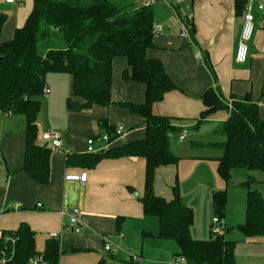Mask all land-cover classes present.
Listing matches in <instances>:
<instances>
[{"label": "crops", "instance_id": "1", "mask_svg": "<svg viewBox=\"0 0 264 264\" xmlns=\"http://www.w3.org/2000/svg\"><path fill=\"white\" fill-rule=\"evenodd\" d=\"M257 2L253 0L255 27L243 63L234 59L244 10L236 11L235 0H179L174 6L154 4L167 20H154L162 26V32L153 35L154 46L147 50V55L163 62L176 88L154 102L151 111L168 117L181 131L172 134L170 139V149L178 159L155 169L153 190L156 195L170 200L173 187L178 188L182 200L194 213L190 227L194 239L209 237L212 193L223 188L216 174L222 151L204 144L225 139L216 128L229 116L228 110L220 109L196 124L205 109L202 94L214 87L224 101L248 94L258 105L259 115L264 120V9L258 10ZM32 6L33 0H0V14L6 18L2 40L12 38ZM189 13V22L194 28L192 38L181 34L182 21ZM197 51L201 53V60L196 58ZM126 67L124 57L113 60V104L93 105L79 111L66 106L70 76L67 73L46 75L48 92L40 96L36 143L47 145L41 135L58 132L68 152L51 151L49 179L44 184L35 182L22 170L25 117L0 111V229L15 230L26 223L34 232L37 251H44L48 241H56L57 264H124L127 253L138 256L137 264H187L185 260H174L179 257L176 242L158 237L157 217L143 211L140 199L144 194L145 158L112 152L93 164L88 163L90 154L86 152V139L106 132L100 120L105 119L115 129L118 126L124 129L112 139L109 148L144 137L143 118L119 104L144 102V84L122 78V70ZM209 149L219 152L211 153ZM80 172L87 174L84 184L65 179L67 174ZM260 182L263 188L264 179ZM190 183L195 185L191 190ZM246 194L243 191L231 205V197L226 199V224L245 221ZM73 206L81 213L82 225L77 233L63 226ZM52 233L57 237L51 238ZM224 236L236 242L235 264H264V234L246 237L231 230ZM104 239L111 242L110 250H104Z\"/></svg>", "mask_w": 264, "mask_h": 264}, {"label": "trees", "instance_id": "2", "mask_svg": "<svg viewBox=\"0 0 264 264\" xmlns=\"http://www.w3.org/2000/svg\"><path fill=\"white\" fill-rule=\"evenodd\" d=\"M245 3V0H235L236 11H242ZM5 19L0 14V111L25 117L22 170L32 180L44 184L49 179L51 150L47 145L36 143V119L46 75L67 73L70 76V92L66 97L69 110L109 106L114 103L111 99L112 63L116 57H124L127 67L122 70V78L144 84L145 96L142 103L119 104L143 118L144 137L104 152L88 153V163L93 164L112 152L145 158L144 194L140 199L143 211L157 217V236L175 241L178 256L187 264H235L236 242L225 238L224 233L237 230L246 237L264 234V198L258 190L249 187L250 177L241 182L248 188L243 223L228 225L224 222L226 191H213V215L219 220L220 230H212L206 239L191 237L194 213L182 200L176 186L170 200L154 193L155 169L178 159L170 149V139L181 130L168 117L151 111L154 102L176 88L163 62L147 55V50L154 46L153 5L145 6L143 0H33L23 25L15 29L11 39L4 41L1 33ZM184 21L192 38L194 28L187 19ZM205 63L212 69L207 60ZM201 99L205 109L196 124L217 110L229 111L228 118L216 128L225 139L204 144L222 151L217 172L225 184L231 183L232 171L236 169L264 170V120L259 115L258 105L248 94L224 101L215 87L207 89ZM100 124L110 140L117 137L116 129L105 119L100 120ZM10 231L18 237L15 258L24 264L29 256L38 252L34 232L26 223ZM43 252L56 263L57 242L48 241Z\"/></svg>", "mask_w": 264, "mask_h": 264}, {"label": "built area", "instance_id": "3", "mask_svg": "<svg viewBox=\"0 0 264 264\" xmlns=\"http://www.w3.org/2000/svg\"><path fill=\"white\" fill-rule=\"evenodd\" d=\"M8 2H11L13 0H6ZM156 2L164 3L168 6H174L179 3V0H143V4L145 6L153 5ZM252 5L253 0H249L243 10L242 14V28L239 35V40L236 46L234 59L236 62L243 63L248 55V43L252 37L253 30L255 27L254 23V15L252 12ZM257 8L258 10L262 11L264 9V1L258 0L257 2ZM188 21L190 19V13L186 15V18ZM162 32V26L156 22H153L151 25V33L152 35H156ZM181 34L184 36H189V26L185 21H182L181 24ZM196 58L198 60L202 59L201 53L197 51ZM44 93H47L48 90L45 88L43 90ZM123 127L118 126L116 128V134H121L123 132ZM42 139L46 142L47 146L50 148L52 152H64L67 153L68 150L64 149L62 146V137L60 133L58 132H45L41 135ZM112 140L109 139V135L105 132L102 134L92 135L89 136L86 139V152L87 153H100L104 152L109 148V145ZM86 172H80L76 174H67L65 175L66 180H74L78 181L81 184H84L86 181ZM38 206H41V203L37 204ZM80 210L79 208L73 206L69 209L67 212L68 220L63 225L65 228H68L72 232H80L82 221L80 218ZM213 222L215 224L219 223V220L217 217L213 218ZM214 232L219 231V227H215V229H212ZM51 238H56L57 234L52 233L50 234ZM119 237H123L122 233H118ZM18 237L16 236L15 232L10 230H4L0 229V264H20L15 258L16 255V241ZM104 250H110L111 249V242L107 239H104ZM138 260V256L135 254L127 253V257L124 261V264H129L134 261ZM176 261H184L183 257H179L176 259ZM24 264H57L52 261H50L44 254L43 251H38L31 256H29Z\"/></svg>", "mask_w": 264, "mask_h": 264}, {"label": "rangeland", "instance_id": "4", "mask_svg": "<svg viewBox=\"0 0 264 264\" xmlns=\"http://www.w3.org/2000/svg\"><path fill=\"white\" fill-rule=\"evenodd\" d=\"M153 9H154V14H155V19L157 21L163 22L166 18H163V13L162 10L157 6L153 4ZM158 15L161 16V18H158ZM172 20H175V18L171 15ZM167 20V19H166ZM165 20V21H166ZM214 138H218L216 136H214ZM188 140H186L187 142ZM180 143V142H178ZM211 153H215V152H219L216 149H209L207 150ZM216 174H218L217 172V168H216ZM218 180H220V182L222 183V186L225 191H226V195L227 198L231 197V203L232 204V200H236L238 198V196L243 192H247L246 191V187L244 185L241 184V182L247 178H251L250 180V188L251 189H259L262 197L264 198V187L262 188L263 185H261V182L264 179V170L261 169H236L234 171H232V178H231V183L226 185L223 178L218 174ZM195 185L193 183L189 184V189L191 190ZM215 216L213 215V210H212V214H211V220L210 222H208V228H207V232L210 233L212 232V229H215V227H217V225L219 226V223L215 224L213 222V218ZM220 230V229H219ZM168 242H172L175 244V241H168ZM179 257H175V259H177Z\"/></svg>", "mask_w": 264, "mask_h": 264}, {"label": "water", "instance_id": "5", "mask_svg": "<svg viewBox=\"0 0 264 264\" xmlns=\"http://www.w3.org/2000/svg\"><path fill=\"white\" fill-rule=\"evenodd\" d=\"M220 225L222 226V223H220Z\"/></svg>", "mask_w": 264, "mask_h": 264}]
</instances>
